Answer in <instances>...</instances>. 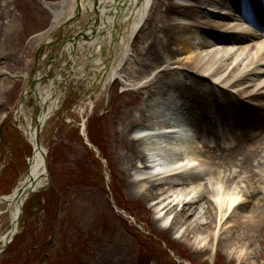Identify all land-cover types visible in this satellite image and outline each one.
Returning a JSON list of instances; mask_svg holds the SVG:
<instances>
[{"label": "rangeland", "instance_id": "374dc122", "mask_svg": "<svg viewBox=\"0 0 264 264\" xmlns=\"http://www.w3.org/2000/svg\"><path fill=\"white\" fill-rule=\"evenodd\" d=\"M59 1L1 2V10L5 12L3 30L6 37L3 40L4 43L10 40L9 46H5L8 61L5 60L11 66L6 65L9 69L7 75L0 76V202H3L0 206V239L13 229L5 197L12 195L26 179L30 159L35 153L21 127H28L29 121L37 123V75L45 69L42 79L47 77L50 81L60 73L62 81L57 96V111L47 121L40 140L48 155L46 188L31 194L23 202L17 235L3 252L0 244V264H264V216L261 217L262 223L252 231V240L240 242L250 246L238 245L237 255L232 258L229 253L233 251L230 249L232 244L224 245L219 238L232 231L235 217L229 215L225 222L228 227L221 229L219 226L213 235L200 233L196 239L191 237L189 240L185 238L187 228L178 218L182 206L177 205L186 195L173 197L171 201L177 197L179 201L165 220L153 208L159 200L153 198L149 202L133 191L130 176L136 171H130L128 167L132 154L129 139L144 127L131 130L130 122L134 114L138 115L147 96L140 95V89L129 86L123 79L110 81L104 90L88 93L94 75L90 69L92 58H88L95 53L96 47L84 50L78 57L86 64V74L78 72V67H75L77 72L68 69L67 57L61 54V46L58 50L55 45L61 39V33L58 32L55 38L56 32L52 36L59 25L54 26L52 14L47 8ZM166 3L169 4V0H155L142 32L131 44L128 58L133 61L132 65L154 42L155 24L166 20L165 9L161 7ZM192 11L189 13L192 14ZM176 47L173 46V49ZM184 57L180 56L185 69L189 70L190 65ZM119 58L122 59V55ZM121 59L114 62V68L121 64ZM47 65L51 68L50 72L46 71ZM127 67L122 66V69ZM154 67L144 70L145 73ZM14 71L18 75L9 74ZM23 75L28 77L21 78ZM183 94H191L188 84L179 85L175 91L158 94L154 99L163 101ZM206 94H209L208 91ZM24 96L30 98L24 100ZM213 96L218 103L214 109L206 110L208 117L222 107L219 100L226 99L223 95L218 97L213 93ZM23 101L24 112L19 114ZM157 109H154L153 123L157 120ZM189 119L192 122L193 117ZM187 120L185 122L189 123L191 134L198 133L196 137L201 141L206 135L211 145L215 146L211 134L202 132ZM253 120L264 124V113L254 112ZM223 124L218 133L225 140L231 134ZM263 128L264 125L254 126L248 132L249 136H260L261 132L264 133ZM81 133L101 149L103 147L108 162L98 158L97 153L86 145ZM257 146L264 149V141ZM215 154L223 155V152L217 147ZM263 157L264 154L260 159ZM219 170L224 181L230 173L225 167ZM256 171L263 177L264 170ZM251 175L242 173L231 185L232 192H246V180ZM197 183L204 182L198 180ZM219 184L220 189H224L225 183ZM138 189L141 191L144 188L139 186ZM180 191L185 189L181 187L177 193ZM257 199L258 196L250 199L243 215L252 216V210L256 215H264V212L259 213L256 207H252ZM174 225L178 228L176 231L171 229Z\"/></svg>", "mask_w": 264, "mask_h": 264}, {"label": "bare ground", "instance_id": "6f19581e", "mask_svg": "<svg viewBox=\"0 0 264 264\" xmlns=\"http://www.w3.org/2000/svg\"><path fill=\"white\" fill-rule=\"evenodd\" d=\"M2 1L0 0V76L7 75L9 69L6 65L11 66L4 52L10 40L5 43L3 40L6 35L3 30L5 12L1 10ZM126 1L124 0V3ZM169 2L161 6L165 9L166 20L155 24L154 42L137 58L134 65L128 58L130 53L127 55L125 50L130 51L128 48L132 37L138 29L141 30L140 28L145 26L155 0H128L129 8L121 18L122 21L116 9L118 0H101L97 8L94 7L93 0H89L83 6L79 5L77 0H60L47 8L52 14L54 26L59 25L58 30L56 27V31L52 32V36L56 32L55 38L61 29L66 28L67 32L55 45L58 50L61 46V54L67 57L66 63L70 70L73 69V62H79L75 54L95 47L98 39L97 23L93 19H87L83 13L78 14L79 12L97 13V18L102 20L103 26L108 23L109 26L105 28L111 33L117 29L116 25L130 24L127 36L122 38L124 55L122 59L120 58L121 64L114 68L106 66V62L103 61L94 63L92 67L98 72L94 77L97 82L93 80V91L104 90L107 80L102 77L110 76L111 79L126 80L129 86L141 90L140 95L147 96V101L144 99L145 103L138 115L134 114L130 122L131 130L141 126L147 130V134H144L143 129L129 139L132 154L129 156L128 167L130 171H136L130 176V186L144 200L149 202L153 198L159 200L153 208L163 215L165 220L177 205L182 206L178 218H181L179 221L187 228L185 238L189 240L191 237L196 239L200 233L213 235V231H217L219 226L221 229L228 227V223L225 222L229 215L235 217V224L228 235L220 237L216 234L224 245L232 244L234 248L229 246L233 250L229 253L234 258L238 245L247 247L248 243L243 245L240 242L252 240L251 233L262 223L261 217L264 216L254 214L253 210L252 216L243 215V211L250 204V199L257 196V202L252 207H256L255 210L259 213L264 212V175L262 177V173L256 171L264 170L262 169L264 157L260 159L264 149L257 146L264 141V133L261 132L260 136L256 134L249 136L248 133L254 126L264 125L253 120L254 112L264 113V0H169ZM190 2L196 4L193 5L195 10L192 14L185 7ZM251 5L254 10L260 9L259 6L262 5L263 10L258 12L262 15L253 19L249 10ZM224 9L229 13L224 12ZM245 14L251 17L246 18ZM241 21L244 23L241 24ZM79 26L82 28L79 29ZM117 33L119 37L122 31L118 29ZM173 46L177 47L173 49ZM184 55V60L190 65L189 70L185 69L180 58ZM153 65L155 67L146 74L144 70H149ZM122 66L128 67L122 69ZM50 70L47 65L46 71ZM42 72H45V69ZM42 72L37 75L35 92L40 100L39 120L44 129L58 108L57 96L62 74L59 73L53 80L44 81ZM9 74L18 75L16 71ZM26 77L28 76L23 75L21 78ZM181 84H188L191 89V94L187 96L189 103L182 111V116H188V119L193 117L192 122L189 119L190 123L202 132L211 134L214 138V147L206 135L201 141L196 137L198 133H192L195 140L190 142L186 136L183 137L188 130L181 126L157 120L155 123L151 122L154 118V109L160 105V101L154 97L175 91ZM207 91L209 94H206ZM213 93L218 97L223 95L226 99L219 100L222 107L215 113L212 112V118H206V110L214 109L218 103L212 98ZM28 98L30 97L24 96V100ZM176 101L168 103L173 106L169 108V113H177ZM19 112L23 113L24 109L20 108ZM222 123L231 134L225 140L218 133ZM27 126L21 129L35 153L30 160V175L28 174L12 195L5 197L13 229L0 239L3 247L12 242L18 233L23 202L47 184L44 159L47 151L43 145L42 149L45 151L38 147L36 124L29 121ZM157 146H161V149ZM217 147L221 149L223 155L215 154ZM159 156L165 161V165L162 164V160L159 161ZM156 163L160 166V171H156L153 166ZM208 163L211 165L208 166ZM224 167L227 173H230L224 179L225 182L221 180L219 172V169ZM244 172L252 174L246 180L247 190L240 192L243 194H238L236 190L238 194L236 195L232 192L231 185ZM198 180L204 183L195 184ZM220 182L225 183L224 189H220ZM139 186L144 189L140 191ZM181 187L185 191L177 193ZM175 195L179 198L183 195L186 197L180 201L178 197L171 201ZM177 201L179 202L175 205ZM2 204L3 202H0V206ZM192 220L193 222H190ZM171 229L176 231L178 228L174 225ZM233 240L238 244H234Z\"/></svg>", "mask_w": 264, "mask_h": 264}, {"label": "water", "instance_id": "95a60500", "mask_svg": "<svg viewBox=\"0 0 264 264\" xmlns=\"http://www.w3.org/2000/svg\"><path fill=\"white\" fill-rule=\"evenodd\" d=\"M41 131H42V126H41V124H38V126H37V142H38L39 147L41 146V144H40Z\"/></svg>", "mask_w": 264, "mask_h": 264}]
</instances>
